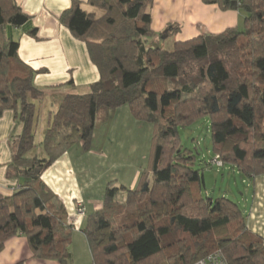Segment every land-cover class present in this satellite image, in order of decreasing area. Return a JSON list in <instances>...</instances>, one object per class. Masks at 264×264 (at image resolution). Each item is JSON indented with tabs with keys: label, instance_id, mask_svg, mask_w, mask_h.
<instances>
[{
	"label": "trees",
	"instance_id": "obj_1",
	"mask_svg": "<svg viewBox=\"0 0 264 264\" xmlns=\"http://www.w3.org/2000/svg\"><path fill=\"white\" fill-rule=\"evenodd\" d=\"M206 1L240 11L242 28L176 42L172 50L146 47L153 0H88V12L73 1L59 21L85 43L99 79L48 114L38 144L45 158L38 159L29 155L42 92L18 57V42L3 36L6 26L29 18L14 0H0V117L11 111L21 126L5 172L17 188L0 197V253L21 235L32 257L69 263L73 227L42 176L75 145L91 150L101 111L110 116L126 106L151 126L149 165L131 190L108 183L101 207L88 216L83 233L92 263L194 264L220 251L227 264H264V241L248 232L239 206L201 196L196 156L178 144L179 126L208 116L222 165L245 179L264 175V0ZM170 27L176 34L179 28Z\"/></svg>",
	"mask_w": 264,
	"mask_h": 264
},
{
	"label": "crops",
	"instance_id": "obj_2",
	"mask_svg": "<svg viewBox=\"0 0 264 264\" xmlns=\"http://www.w3.org/2000/svg\"><path fill=\"white\" fill-rule=\"evenodd\" d=\"M14 1L29 19L26 24L17 28L6 26L3 36L18 42V57L34 71L33 84L42 92V97L35 101L36 132L38 111L41 106L45 110L43 122L46 129L48 114L58 108L66 95L88 93L90 86L99 79L98 71L89 58L85 43L75 39L59 21L62 12L69 9L73 1L80 2L87 12L91 9L87 5L88 0ZM150 15L153 36L149 39H154L156 34H161L166 29L170 30V26L176 25L179 29L171 37L173 44L203 35H216L227 29H240L244 21V15L240 11L223 10L218 4H211L206 0H153ZM33 30H35L34 35L31 34ZM101 113H104L106 120L109 121L108 134L111 128L113 132H122L118 126L124 125V129L129 127V133L134 131L142 134L144 138L139 139L140 148L146 150V153L149 151L152 130L150 125L136 121L126 106L115 110L110 116L108 112ZM136 124L146 125L144 133L141 129L138 130ZM20 130L21 126L15 122L13 113L5 111L0 117V197L12 196L17 188L16 181L6 179L5 172L12 159L11 137L17 135ZM132 140L133 137L130 143ZM109 149L110 147L107 152ZM91 157H93L92 163L96 165L90 164L85 168L80 159H77V153L71 155L67 152L42 176L46 188L64 205L67 221L73 227L69 245L71 259L68 264L92 263L83 231L88 216L101 207L105 180H102L103 175L99 174L97 169L101 170L102 161L107 160L108 157L105 151ZM138 166L123 186L125 189L131 190L136 186L141 174L139 169L141 164ZM241 183L243 190L236 204L245 216L248 232L264 241V175L251 179L241 177ZM96 184H99L97 189ZM118 198L123 201L125 193L120 192ZM80 204L84 209L83 217L77 214ZM0 264L60 263L32 257L26 238L18 235L5 243L0 253Z\"/></svg>",
	"mask_w": 264,
	"mask_h": 264
},
{
	"label": "rangeland",
	"instance_id": "obj_3",
	"mask_svg": "<svg viewBox=\"0 0 264 264\" xmlns=\"http://www.w3.org/2000/svg\"><path fill=\"white\" fill-rule=\"evenodd\" d=\"M163 32L161 34H156L154 39H147L148 42L146 43V47L172 50L173 42L171 37L173 35H169V30L166 38L162 39ZM101 112L97 119L98 121L91 150L85 152L82 151L78 145H75L68 152H70L71 155H73L74 152L77 153V159H80V162L87 168L90 164L92 166L96 165V163H92L93 157L91 156L100 155L105 151V155L108 159L102 161L101 170L97 169L99 174L102 173L103 175L102 180H105V191L108 183H110L111 186H124L132 171L139 167V164H141L139 168L140 173H143L149 165L150 149L146 153V150L140 148L139 139L143 140L144 138L142 134H137V132L134 131L129 133L130 128L127 127L124 129V125L122 127L118 126L121 128L122 132H113L111 128L109 131L110 134H108L110 128H108L109 121L106 120V116ZM44 117L45 110L44 107L41 106L38 111V127L35 132L36 148L29 155L30 157H37L38 159L45 158L43 151L38 145L45 131V122H43ZM122 121L125 122L124 120ZM145 126L146 125L141 126L136 124L138 130L141 129L143 133L147 128ZM209 127L210 120L208 116L194 118L191 123L179 126L177 129L178 144L180 147L191 151L193 155L196 156L195 169L200 171L204 181L201 196L212 200L226 197L236 203L239 200V194L243 190L241 175L235 167L230 165L222 167L209 165V162L215 157L212 150ZM132 137L133 140L132 143H130ZM108 147H110L109 152H107ZM98 187L99 184H96L95 188L97 189Z\"/></svg>",
	"mask_w": 264,
	"mask_h": 264
},
{
	"label": "built area",
	"instance_id": "obj_4",
	"mask_svg": "<svg viewBox=\"0 0 264 264\" xmlns=\"http://www.w3.org/2000/svg\"><path fill=\"white\" fill-rule=\"evenodd\" d=\"M211 165H214L216 167H222V162L220 161V159L215 156L211 161H210ZM77 214L80 217L84 216V209L82 207V205H79L78 209H77ZM94 264V263H91ZM194 264H227L226 259L224 258L223 254L220 251H214L210 254H208L205 258L198 260L196 263Z\"/></svg>",
	"mask_w": 264,
	"mask_h": 264
},
{
	"label": "water",
	"instance_id": "obj_5",
	"mask_svg": "<svg viewBox=\"0 0 264 264\" xmlns=\"http://www.w3.org/2000/svg\"><path fill=\"white\" fill-rule=\"evenodd\" d=\"M168 31H169V29H166V30L163 32L162 39H165V38H166V35H167Z\"/></svg>",
	"mask_w": 264,
	"mask_h": 264
}]
</instances>
